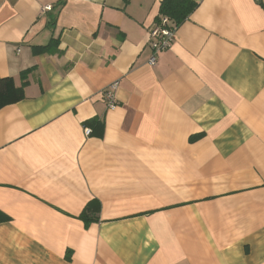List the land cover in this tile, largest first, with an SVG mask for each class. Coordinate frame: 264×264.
<instances>
[{
    "label": "crops",
    "instance_id": "0c3cea01",
    "mask_svg": "<svg viewBox=\"0 0 264 264\" xmlns=\"http://www.w3.org/2000/svg\"><path fill=\"white\" fill-rule=\"evenodd\" d=\"M193 1L0 0V264H264V0Z\"/></svg>",
    "mask_w": 264,
    "mask_h": 264
},
{
    "label": "trees",
    "instance_id": "16d2710c",
    "mask_svg": "<svg viewBox=\"0 0 264 264\" xmlns=\"http://www.w3.org/2000/svg\"><path fill=\"white\" fill-rule=\"evenodd\" d=\"M197 3L193 0H162L159 7V17L168 18L173 24L178 27L188 19L190 14L196 9ZM157 18L155 23L159 22ZM55 41H50L46 46L34 47V53H46L50 49L55 48ZM27 71L22 72V79L25 78ZM25 85V83L23 84ZM24 98L23 86H16L14 79L11 77H0V109L15 104ZM86 127L91 128L90 136H100L102 134V121L91 120L85 123ZM100 204L97 200L89 201L83 208L79 219L83 222L84 227L87 228L92 223L99 221L98 213ZM8 221V218L0 212V223Z\"/></svg>",
    "mask_w": 264,
    "mask_h": 264
},
{
    "label": "built area",
    "instance_id": "2783aa9c",
    "mask_svg": "<svg viewBox=\"0 0 264 264\" xmlns=\"http://www.w3.org/2000/svg\"><path fill=\"white\" fill-rule=\"evenodd\" d=\"M51 6H44L42 11H50ZM159 22L148 31V44L151 49V55L148 60V65L154 67L158 62L160 53L168 50L176 39L177 27L166 17H159ZM117 87V82L107 86L102 92V99L108 110H113L116 107V99L114 90ZM91 129L84 127V135L90 136Z\"/></svg>",
    "mask_w": 264,
    "mask_h": 264
}]
</instances>
